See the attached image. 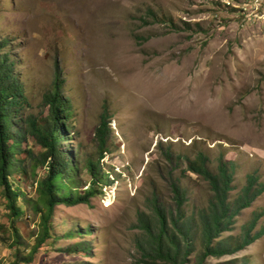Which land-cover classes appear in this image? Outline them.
Returning a JSON list of instances; mask_svg holds the SVG:
<instances>
[{
  "label": "rangeland",
  "instance_id": "1",
  "mask_svg": "<svg viewBox=\"0 0 264 264\" xmlns=\"http://www.w3.org/2000/svg\"><path fill=\"white\" fill-rule=\"evenodd\" d=\"M263 15L264 0L257 7L253 0H0V58L13 62L27 99L13 120L21 131L20 167L11 175L22 192L18 204H25L15 221L21 254L35 242L39 216L27 200L46 171L44 149L23 119L45 122L43 96L56 73L59 94L69 100L59 149L76 163L78 191L89 185L87 160H98L105 174L87 204L54 206L53 236L19 264H145L138 261L144 237L138 224L142 216L157 227L153 200L169 218L191 217L198 236L212 195L187 169L198 152L214 172L220 154L234 162L230 200L250 174L264 182ZM104 113L100 145L95 130ZM172 182L184 192L180 209ZM8 212L0 186V264L16 258ZM250 222L259 237L201 264H264V191L220 238L235 245ZM68 232L74 235L64 237ZM71 245L86 249L66 253ZM200 245L196 239L189 264Z\"/></svg>",
  "mask_w": 264,
  "mask_h": 264
},
{
  "label": "trees",
  "instance_id": "2",
  "mask_svg": "<svg viewBox=\"0 0 264 264\" xmlns=\"http://www.w3.org/2000/svg\"><path fill=\"white\" fill-rule=\"evenodd\" d=\"M0 186L5 205L9 212L7 217L10 221L11 246L15 248V260L11 264L20 262H30L38 246L46 239L53 236L51 216L56 204H76L89 202V197L96 193L95 185L100 184L104 172L100 169L98 160L96 162L87 160L86 168L90 174L89 185L82 193L78 191L75 161L66 158L62 150L59 149L61 137L64 136V122L69 118V100L59 94L61 80L56 73L54 85L50 91L44 94L43 99L49 105V115L43 124H38L30 117L23 119L27 126L26 131L34 135L37 143L44 149L41 152V162L46 163L45 175L37 181L34 198H29L28 204L39 216V228L30 250L26 254H21L20 245L24 244V239L16 226V220L23 215V204H18L21 190L14 185L11 175L20 167L17 158L20 141L17 140L19 129L13 127V120L19 116L20 110L27 103L22 85L13 75V62L7 64L5 58H0ZM20 119V118H17ZM106 115L101 114L100 122L95 130L96 137L100 145L105 144ZM103 147V146H102ZM100 152V157H101ZM187 169L204 179L212 190L211 198L208 201L209 207L200 213L199 235L192 232L191 217H186L182 212H177V216L172 218L157 201L151 202V209L156 218L157 227L152 228L150 221L142 216L138 226L144 230V237L137 243L140 250L139 262L145 264H189L190 254L194 251V242L199 239L202 247L201 253L197 256L195 264L203 263L206 256H219L233 252L251 243L259 237L261 232L250 233L253 222L246 225L247 229L242 234L239 241L227 242L225 238H220L221 233L231 229L234 216L250 205L251 201L264 191V182H258L256 176L250 174L247 177L246 185L240 190L237 196L229 199V192L234 189L233 174L234 162L219 155L217 171H211L208 166V159L202 152H198L193 159L187 160ZM25 172V170H24ZM174 192L175 202L178 209L183 204L185 198L181 187L171 183ZM205 210V209H204ZM262 214V213H261ZM259 214H256L258 217ZM168 220L173 225L168 227ZM245 227V226H244ZM73 232H68L64 237H72ZM55 238L57 236L55 235ZM77 245V244H76ZM71 245L66 248V253L75 252L78 249H86V246Z\"/></svg>",
  "mask_w": 264,
  "mask_h": 264
},
{
  "label": "built area",
  "instance_id": "3",
  "mask_svg": "<svg viewBox=\"0 0 264 264\" xmlns=\"http://www.w3.org/2000/svg\"><path fill=\"white\" fill-rule=\"evenodd\" d=\"M253 3L256 5V7H257V5L259 4V0H253ZM263 17H264V15H263Z\"/></svg>",
  "mask_w": 264,
  "mask_h": 264
}]
</instances>
